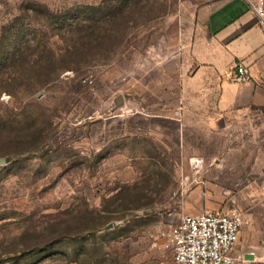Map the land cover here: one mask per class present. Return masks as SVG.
<instances>
[{
	"label": "rangeland",
	"instance_id": "obj_1",
	"mask_svg": "<svg viewBox=\"0 0 264 264\" xmlns=\"http://www.w3.org/2000/svg\"><path fill=\"white\" fill-rule=\"evenodd\" d=\"M220 1L0 0V264H173L162 231L231 207L264 264V107L172 120L152 71Z\"/></svg>",
	"mask_w": 264,
	"mask_h": 264
},
{
	"label": "crops",
	"instance_id": "obj_2",
	"mask_svg": "<svg viewBox=\"0 0 264 264\" xmlns=\"http://www.w3.org/2000/svg\"><path fill=\"white\" fill-rule=\"evenodd\" d=\"M183 40L177 52L152 70L157 80L177 82L160 96H177L179 106L159 108L161 113L183 122L191 106L202 104L199 112L211 114L212 127L227 122L225 115L243 116L264 107V26L247 0H222L199 9ZM239 63L250 68V82L231 81Z\"/></svg>",
	"mask_w": 264,
	"mask_h": 264
},
{
	"label": "built area",
	"instance_id": "obj_3",
	"mask_svg": "<svg viewBox=\"0 0 264 264\" xmlns=\"http://www.w3.org/2000/svg\"><path fill=\"white\" fill-rule=\"evenodd\" d=\"M247 1L264 26V0ZM252 79L249 67L243 63L235 65L232 82L243 84ZM190 163L194 171H199L203 159L194 157ZM248 224V215L237 207L204 210L196 215H185L178 225L162 231L158 247L172 254L173 264H241L243 259L237 255L236 248ZM244 254L255 255V252L249 250Z\"/></svg>",
	"mask_w": 264,
	"mask_h": 264
},
{
	"label": "water",
	"instance_id": "obj_4",
	"mask_svg": "<svg viewBox=\"0 0 264 264\" xmlns=\"http://www.w3.org/2000/svg\"><path fill=\"white\" fill-rule=\"evenodd\" d=\"M6 162V160L4 159V158H1L0 159V164H3V163H5ZM112 226H109V228H111Z\"/></svg>",
	"mask_w": 264,
	"mask_h": 264
}]
</instances>
